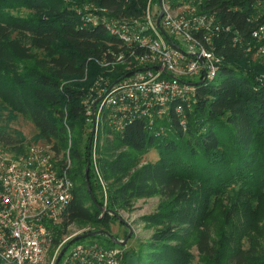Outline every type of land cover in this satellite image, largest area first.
Listing matches in <instances>:
<instances>
[{"label": "trees", "instance_id": "obj_1", "mask_svg": "<svg viewBox=\"0 0 264 264\" xmlns=\"http://www.w3.org/2000/svg\"><path fill=\"white\" fill-rule=\"evenodd\" d=\"M147 1L0 0V98L29 118L58 156L71 142L75 190L62 228L82 223L108 231L119 210L131 211L137 200L158 196L157 214L147 217L156 225L152 238L143 252L123 253V264H264L259 237L264 222V63L252 62L246 50L256 44V25L264 24V0H172L174 7L191 4L215 17L221 26L216 52L225 61L213 80L197 88L196 102L184 111L185 126L171 112L154 125L135 118L121 132L104 129L97 154L108 182L106 209L92 167L96 202L89 194L85 171L93 135L82 102L85 91L68 81L83 79L88 70L98 72L89 59L120 42L105 26L88 22L78 7L90 2L116 17H138ZM16 8L28 15L12 14ZM258 13L262 17L255 21ZM37 52L45 55L38 66L22 67ZM121 71L111 77L118 79ZM9 139L0 134V142ZM20 146L11 149L21 152ZM153 150L159 158L144 163ZM106 240L107 248L116 245Z\"/></svg>", "mask_w": 264, "mask_h": 264}, {"label": "built area", "instance_id": "obj_2", "mask_svg": "<svg viewBox=\"0 0 264 264\" xmlns=\"http://www.w3.org/2000/svg\"><path fill=\"white\" fill-rule=\"evenodd\" d=\"M95 6L88 12L78 9L79 14L105 26L120 43L117 48L109 44L100 57L89 60L108 72L122 69L116 80L102 74L98 96L90 106L83 103L87 121L97 132L92 163L103 184L99 130L121 132L135 118L154 125L171 112L185 126L184 111L196 102L198 83L213 80L225 58L215 46L221 26L194 5L174 7L172 0H148L138 17H116ZM252 38L264 41V24L256 25ZM70 149L71 142L61 159L51 145L33 146L20 154L0 152V264H46L75 190ZM107 198L105 192L104 210ZM67 251L62 264H123L122 253L99 243L78 244Z\"/></svg>", "mask_w": 264, "mask_h": 264}, {"label": "rangeland", "instance_id": "obj_3", "mask_svg": "<svg viewBox=\"0 0 264 264\" xmlns=\"http://www.w3.org/2000/svg\"><path fill=\"white\" fill-rule=\"evenodd\" d=\"M148 2V1H147ZM156 0H154V3ZM96 4L86 2L83 3L81 6L78 7L79 10L88 12L91 9L96 8ZM156 9L155 7H152V10L154 11ZM12 14H19L22 16L28 15V10L16 8L15 10L11 11ZM262 15L258 13V15L254 18L255 21L260 20ZM256 43V42H255ZM264 48V41L261 43H256L254 46L248 47L246 50L248 53H251V60L254 63H264V53H261L260 50ZM36 52V51H35ZM45 58L44 54L38 53L36 54L35 58L30 61H24L21 63L22 67H30L35 68L38 66V62ZM96 66L98 67L99 71L95 72L93 74L91 70H88L87 75L81 79V78H75L73 77L68 82L70 84H74L76 86H79L83 91H85V97L83 99V103H86L87 105H91V103L94 101V99L98 96V79L102 78V74L112 76L116 73V70L113 72H108L106 68L98 65L96 63ZM93 72L95 70H92ZM92 74V77H91ZM264 77V74H262ZM94 77V78H93ZM93 78V79H92ZM160 119V123H161ZM88 124V131L92 133L93 138L95 134V129H92V124H90L87 121ZM103 129H100L98 132V139L99 144H103L105 142V135L103 134ZM88 133V132H87ZM97 133V132H96ZM0 134L4 137H7L8 139H11V143H8L7 141L0 142V152H6V153H25L30 147L33 146H44L48 145L38 134V131L34 127L33 123L30 121L29 118L22 116L21 114L15 112L12 110V108L5 103L0 98ZM9 139V140H10ZM18 141H22L19 143ZM7 144V145H5ZM21 146L19 147L21 152L18 150H12L11 146ZM93 144V141H92ZM93 147V145H92ZM93 149V148H92ZM68 150L65 152L67 153ZM159 158V154L157 151L153 150L146 154L143 158V162H155ZM59 159H61V156H59ZM72 166H74L73 160ZM93 150H92V160L90 161V169L92 167L93 169ZM87 168V167H86ZM95 174V173H94ZM97 182H99L102 186V193L100 194V197H102L103 203L105 205V192L108 196V182H106L104 179L103 184L100 181L99 178H97V175L95 174ZM94 179V181H96ZM160 197L155 196L152 198H145L137 200L134 203L133 209L131 211H125V210H119L117 214L121 217L123 220L122 222L117 219L116 222L112 223L110 225L109 230L107 231L110 235H112L114 238L124 241L126 239V235L129 234L130 230L132 231V236L127 240V243L125 246H111V248L108 249H114L116 251L121 252L122 254L128 251H135L137 254L138 252H143V249L147 245L148 241L152 238L155 230L156 225L152 224L150 221H147V217L153 216L157 214L158 212V205L160 203ZM108 203V198H107ZM107 206V205H106ZM228 205L227 208L229 207ZM234 221V220H233ZM261 227L263 228L260 232L259 237H262L261 242L264 244V222L261 224ZM98 231L97 226L93 224H82L77 223L71 225L69 228L60 230V234L56 235V240L54 242V245H52L48 251L46 264H56L57 259L61 253V251L68 247L67 253L76 245L78 244H91V243H99L100 245L108 246L106 237L104 235H100L99 237H90L81 239V241H76L75 239L79 237L80 235H86L92 232ZM109 238V237H107ZM66 240V241H65ZM65 241V242H64ZM64 242V243H63ZM62 245V246H60ZM245 247H248V243H245ZM190 251L193 253V255L196 257L195 262L197 263L199 260V254L196 249L195 244H192V246L189 248ZM49 255V256H48ZM68 255V254H67ZM65 259V257H64ZM63 260H60V264L63 263Z\"/></svg>", "mask_w": 264, "mask_h": 264}, {"label": "water", "instance_id": "obj_4", "mask_svg": "<svg viewBox=\"0 0 264 264\" xmlns=\"http://www.w3.org/2000/svg\"><path fill=\"white\" fill-rule=\"evenodd\" d=\"M162 15L160 16L159 20L161 19ZM205 83V80L201 81L198 83V85H202ZM89 171H90V161L88 162V165H87V168H86V171H85V176H86V181H87V187H88V191H89V194L91 196V198L93 199L94 202H96L95 198H94V195H93V192H92V188H91V184H90V180H89ZM116 218L119 220V221H123L121 219V217L118 215V214H115ZM99 235H104V236H107L109 237L114 244L118 245V246H125L126 243H127V240L132 236V231L130 230L129 234H128V237L124 240V241H120L116 238H114L112 235H110L107 231L105 230H99V231H95V232H92V233H89V234H86V235H80L79 237H77L75 239V242L76 241H79L81 239H85V238H90V237H95V236H99ZM69 245L67 247H65L58 259H57V263L56 264H59L60 260L62 259L63 255L65 254V252L67 251Z\"/></svg>", "mask_w": 264, "mask_h": 264}]
</instances>
